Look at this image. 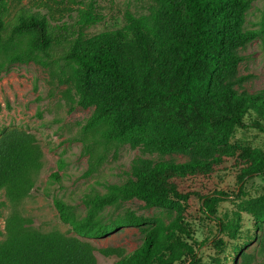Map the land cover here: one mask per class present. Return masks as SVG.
Returning <instances> with one entry per match:
<instances>
[{
  "label": "trees",
  "instance_id": "1",
  "mask_svg": "<svg viewBox=\"0 0 264 264\" xmlns=\"http://www.w3.org/2000/svg\"><path fill=\"white\" fill-rule=\"evenodd\" d=\"M156 1L168 17L166 30L158 32L145 20L130 17V40L106 37L87 45L81 41L83 31L102 19L94 0L70 16L71 22H52L45 13L26 10L7 16V0H0V51H4L0 69L40 52L47 58L71 60L84 73L105 76V99L89 119V124L109 119L101 132L104 141L129 137L181 149L198 141L221 144L229 130L245 123L248 113L264 118V98L237 94L229 84L219 91L211 89L222 58L255 36L239 31L240 10L253 0ZM67 42L63 52H52L50 47ZM230 156L242 162L240 179L264 173V153L234 148L205 161H159L148 169H136L132 182L112 185L105 194L85 195L82 200L91 209L136 197L175 211L168 225L148 229L142 242L113 264H173L184 259H189L185 264H194L195 248L181 201L197 193L186 190V181L210 175ZM40 157L25 133L5 130L0 135V190L10 201L18 203L33 188ZM48 180L57 181L58 173H51ZM198 196L205 214L213 215L217 197ZM254 203L264 205V195ZM53 204L59 218L67 221L65 203L56 199ZM71 229L77 236L40 232L14 214L7 219L6 238L0 241V264H98L95 251L110 254L109 249H97L82 239L104 237L109 232L105 227L93 229L84 219L72 223ZM235 258L233 254L232 264Z\"/></svg>",
  "mask_w": 264,
  "mask_h": 264
},
{
  "label": "rangeland",
  "instance_id": "2",
  "mask_svg": "<svg viewBox=\"0 0 264 264\" xmlns=\"http://www.w3.org/2000/svg\"><path fill=\"white\" fill-rule=\"evenodd\" d=\"M90 1L7 0V16L26 10L45 13L52 22H71L70 16L75 17ZM94 1L102 19L83 31L81 41L87 45L106 37L130 40V17L145 20L158 32L166 30L168 17L156 0ZM239 31H252L255 36L222 58L211 89L219 91L229 84L237 94L264 98V0H253L240 10ZM68 47L69 42L50 48L56 54ZM3 57L0 51V61ZM106 82L105 76L84 73L71 60L47 58L40 52L0 69V135L5 130L21 131L41 155L27 196L15 203L0 190V241L6 238L7 219L14 214L29 228L65 236H77L72 223L89 219L93 229L105 227L109 232L101 238L82 239L111 251L108 256L95 251L98 264H113L135 249L148 229L168 225L175 211L136 197L91 209L82 200L85 195L105 194L112 185L132 182L136 169H148L159 161H205L234 148L264 153V118L251 112L243 125L227 132L221 144L198 141L181 149L129 137L104 141L101 132L109 119L92 124L89 119L105 99ZM225 159L210 175L186 181V190L217 197L213 215L205 214L197 194L181 201L195 248L194 264H232L233 254L236 264H264V205L254 203L264 195V173L240 179L242 162L233 156ZM53 172L58 173L57 181L48 180ZM56 199L65 203L67 221L59 218L53 204Z\"/></svg>",
  "mask_w": 264,
  "mask_h": 264
}]
</instances>
